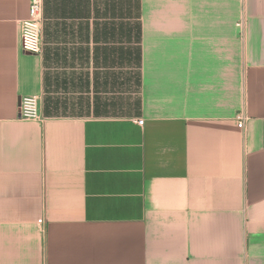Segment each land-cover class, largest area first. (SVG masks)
<instances>
[{
	"label": "crops",
	"instance_id": "crops-1",
	"mask_svg": "<svg viewBox=\"0 0 264 264\" xmlns=\"http://www.w3.org/2000/svg\"><path fill=\"white\" fill-rule=\"evenodd\" d=\"M28 9L0 0V264H264V0H43L39 55Z\"/></svg>",
	"mask_w": 264,
	"mask_h": 264
},
{
	"label": "built area",
	"instance_id": "built-area-1",
	"mask_svg": "<svg viewBox=\"0 0 264 264\" xmlns=\"http://www.w3.org/2000/svg\"><path fill=\"white\" fill-rule=\"evenodd\" d=\"M43 0H29L28 17L20 23V49L22 52L39 55L40 45V24L42 20ZM19 119L26 121H43L40 114V102L36 96H27L20 99ZM246 117L238 113L234 121L238 129H242ZM142 126L143 120L137 121Z\"/></svg>",
	"mask_w": 264,
	"mask_h": 264
}]
</instances>
